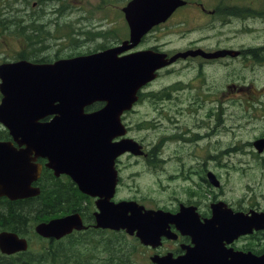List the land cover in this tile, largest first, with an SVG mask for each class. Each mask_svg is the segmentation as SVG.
Returning <instances> with one entry per match:
<instances>
[{"label": "flooded vegetation", "instance_id": "af4514ba", "mask_svg": "<svg viewBox=\"0 0 264 264\" xmlns=\"http://www.w3.org/2000/svg\"><path fill=\"white\" fill-rule=\"evenodd\" d=\"M12 1L4 0L0 12V47L5 39L14 48L11 62L53 64L106 52L113 60L146 51L166 54L167 61L196 50L209 56L179 57L138 91L137 101L120 117L124 134L111 142L127 147L114 158L113 169L88 163L98 159L84 164L75 157L77 166L67 167L58 150L27 153L28 173L16 187L28 188V194L16 190L0 197V236L16 235L27 248L9 253L0 247V264H256L264 257V148L256 146L264 140V125L258 124L264 122L259 116L264 102L236 74L244 62L249 71L264 66V45H237L221 34L235 21L246 29V21L264 20V0L259 5L176 0L184 4L134 47L132 28L144 27L151 17L142 6L147 0ZM196 29L214 30L215 41L190 37ZM166 33L183 47H165ZM228 50L239 54H219ZM182 66L194 68L192 76L171 75L156 89L168 74L178 73L171 68ZM105 106L94 102L84 112ZM57 116L47 113L40 122L52 123ZM5 131L0 142L11 144L6 145L10 153L26 148ZM146 180H153L149 194L143 191ZM122 203L169 218L158 243L145 245L138 230L98 227L99 216ZM71 216L84 228L60 238L37 232L39 225ZM119 237L129 240L121 252Z\"/></svg>", "mask_w": 264, "mask_h": 264}, {"label": "water", "instance_id": "95a60500", "mask_svg": "<svg viewBox=\"0 0 264 264\" xmlns=\"http://www.w3.org/2000/svg\"><path fill=\"white\" fill-rule=\"evenodd\" d=\"M183 4L176 3V0H147V3H143L144 12L151 19L144 20V27L132 28L131 47L156 22L166 20L177 6ZM108 53L53 64L20 61L0 65V92L3 96L0 124L21 146L27 148L14 155L10 153V148H6V145L11 144L0 142V197L15 193L16 190L22 196L28 194V188L16 185H20L28 173L24 163L30 153L50 150L57 154L58 150V153L66 156L67 167L77 166L76 162L71 161L75 157L84 164L100 160L97 164L88 163L113 169L114 158L127 147L111 142L113 138L124 134L120 117L137 101L138 91L155 78L156 71L169 66L179 57L189 54L209 56L203 50H196L180 53L167 61L166 54L146 51L122 60H113ZM231 53L239 54L229 50L219 52ZM98 101L105 102L106 106L96 113L85 114V108ZM56 102L58 104L55 106ZM47 113L58 116L52 123H41L40 120ZM256 146L263 149L264 140L258 141ZM110 150L113 151L111 154ZM88 151L107 153L92 156ZM142 209L124 203L116 205L99 216L98 227L127 230L131 234L138 230L137 236L145 245H155L160 241L162 224L170 220L161 212L143 213ZM260 222H264V216L260 217ZM75 228L83 229L84 226L79 217L71 216L39 225L37 232L46 237L60 238ZM0 247L4 252H15L26 249L27 241L16 235L2 234ZM255 263L264 264V257Z\"/></svg>", "mask_w": 264, "mask_h": 264}, {"label": "rangeland", "instance_id": "374dc122", "mask_svg": "<svg viewBox=\"0 0 264 264\" xmlns=\"http://www.w3.org/2000/svg\"><path fill=\"white\" fill-rule=\"evenodd\" d=\"M31 3L34 0H30ZM238 2H240L239 0H237ZM18 3L19 5L25 3L24 0H13L12 1V5H14L15 3ZM248 2H250L251 4H257L259 5L262 0H248ZM6 7L4 0H0V12L2 10V8ZM260 18V17H259ZM248 26H247V25ZM245 24V28L244 29L243 25H240L237 23V21L234 22V24L232 26H230L229 28H227L226 30L222 31V39L223 40H230V39H234L235 43L237 45H255L258 44L259 46H263L264 45V20L262 19H257V20H248L246 21ZM250 26V27H249ZM242 28V29H241ZM214 30H208V29H196L193 33L192 36L193 38H197V39H203L205 37H212L211 40L215 41L214 38ZM173 38H175L174 35H168V33H166L164 35V43H167L165 45V47H168V49H176L179 47H183V44L178 43L176 40L175 42H173ZM172 42V43H171ZM14 48L8 45V42L4 39L1 47H0V64L3 62H11V58L9 56V54L11 52H13ZM246 62H244V67L241 68L240 66L237 67V73L238 75H240L242 77V84L244 86H252V91L256 92V95L258 96V98L264 102V66L260 65L258 68H256L255 70L249 71L247 70L248 67H245ZM179 69L178 73L175 74H168L169 77L165 79V83L163 84H157L155 87L156 89H160L162 85L164 84H168L171 81V75H176V76H182V77H187V76H192V72L194 70V68H187V69H183L182 67H174L171 68L170 71L173 70H177ZM227 73L229 75L230 73V67H228L227 69ZM189 98H186V101H189ZM143 111V107L141 108ZM259 113L260 117H264V107L261 108ZM255 114V111H253ZM258 117V115H257ZM259 126L264 125V122H262L261 120L258 121ZM4 128L0 125V131L3 130ZM147 182L144 183L143 186V191L146 193H151V191H154V186L152 185L153 180H146ZM260 181H258L259 183ZM154 193V192H153ZM154 195V194H153ZM119 239L122 241V243L124 244L123 247H120L119 252L123 251L125 247H129V240L125 239V238H120ZM33 248H35V243L33 244Z\"/></svg>", "mask_w": 264, "mask_h": 264}, {"label": "trees", "instance_id": "16d2710c", "mask_svg": "<svg viewBox=\"0 0 264 264\" xmlns=\"http://www.w3.org/2000/svg\"><path fill=\"white\" fill-rule=\"evenodd\" d=\"M260 61L262 62L263 59L260 58ZM0 132H2V133H7L5 130H2V131H0ZM22 220H23V219H20V218H19V225H22Z\"/></svg>", "mask_w": 264, "mask_h": 264}]
</instances>
